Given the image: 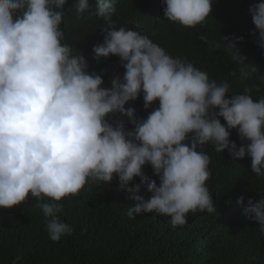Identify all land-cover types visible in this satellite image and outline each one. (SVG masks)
I'll return each instance as SVG.
<instances>
[{
    "label": "clouds",
    "instance_id": "clouds-1",
    "mask_svg": "<svg viewBox=\"0 0 264 264\" xmlns=\"http://www.w3.org/2000/svg\"><path fill=\"white\" fill-rule=\"evenodd\" d=\"M212 3L160 0L161 44L117 0H0V209L31 194L59 242L73 231L58 215L63 198L114 176L138 193L128 185L149 181L150 165L157 181L147 183L149 198L130 196L128 217L155 212L184 230L189 212L215 211L206 186L215 155L249 183L264 182V92L230 83L257 78L258 68L224 20L239 15ZM249 11L264 49V0ZM72 24L81 48L68 40ZM221 204L219 224L231 217L264 241V195ZM208 238L187 252L217 264L222 245Z\"/></svg>",
    "mask_w": 264,
    "mask_h": 264
},
{
    "label": "trees",
    "instance_id": "trees-1",
    "mask_svg": "<svg viewBox=\"0 0 264 264\" xmlns=\"http://www.w3.org/2000/svg\"><path fill=\"white\" fill-rule=\"evenodd\" d=\"M117 1L121 3L124 15L133 12L149 26V34L156 41L166 43L157 19L160 0ZM259 2L261 0H213L212 3V7L218 9L233 8L239 15L237 19L228 15L224 20L235 37H243L237 48L251 65L258 68V77L250 79L255 87L250 80L242 82L240 74L235 73L239 76L233 77L230 83L241 93L245 88L264 92V49L258 47L259 33L249 11ZM68 29V40L81 48V41L74 35L75 26L69 25ZM230 57L228 53L224 64ZM217 66L218 63H212L213 68ZM112 68L116 70L114 63ZM110 122H113L112 118ZM213 160V179L206 186L214 200L215 211L189 212L186 220L192 219L191 225L184 230L173 228L169 224L170 217L155 212L135 214L134 219L128 217V209L135 203L130 196L137 194L149 198L151 193L147 190V183L157 181L150 165L143 168L149 181L141 183L136 177L128 185L133 190L139 185L138 193L122 189L114 176L110 184L87 183L78 194L63 198L58 215L73 231L59 242L49 238L42 209L37 199L29 194L21 204L0 209V264H203L201 258L189 255L187 249L196 246L200 252L206 243L213 242L209 238L201 241L207 231H211L212 239L223 248L217 264H232L237 260L239 264H264L263 240L258 242L256 236L234 228L231 217L222 218L219 224L224 196L243 197V200L251 195L260 197L264 195V182L249 183L225 157L215 155ZM253 246H257L254 253L246 250Z\"/></svg>",
    "mask_w": 264,
    "mask_h": 264
}]
</instances>
